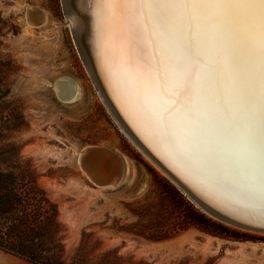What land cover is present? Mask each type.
I'll use <instances>...</instances> for the list:
<instances>
[{
  "label": "rangeland",
  "instance_id": "374dc122",
  "mask_svg": "<svg viewBox=\"0 0 264 264\" xmlns=\"http://www.w3.org/2000/svg\"><path fill=\"white\" fill-rule=\"evenodd\" d=\"M32 8L44 16L38 26L29 24ZM60 76L78 83L79 99L57 97ZM4 87L13 102L0 116V145L15 146L57 204L65 262L264 264V233L207 214L119 128L86 69L62 0H0ZM92 145L123 157L127 176L115 186L98 188L79 168V151ZM0 258V264H32L1 250Z\"/></svg>",
  "mask_w": 264,
  "mask_h": 264
},
{
  "label": "bare ground",
  "instance_id": "6f19581e",
  "mask_svg": "<svg viewBox=\"0 0 264 264\" xmlns=\"http://www.w3.org/2000/svg\"><path fill=\"white\" fill-rule=\"evenodd\" d=\"M62 2L94 86L129 140L136 141L163 175H172L171 182L181 185L205 207L264 230L259 148L250 167L239 147L245 115L239 103L238 75L245 68L254 70L255 63L242 60L238 69L226 61L228 52L243 58L241 37L232 31L235 22L204 18L191 21L199 62L193 65L185 61L187 97H173L177 103L161 122L153 115V94L145 91L150 87L146 73L159 65L163 75L167 56L179 54L187 19L178 17L171 33L165 35L151 20L123 19L120 13L125 6H101L96 0ZM102 7L106 9L103 14ZM32 9L28 11L29 24L38 26L44 16L37 8ZM55 91L64 102L80 97L78 83L68 76L56 80ZM115 157L118 163L106 164L103 158L98 162L99 167L114 171L109 172L114 182L98 188L119 183L124 160L118 153Z\"/></svg>",
  "mask_w": 264,
  "mask_h": 264
},
{
  "label": "snow or ice",
  "instance_id": "6c2138e0",
  "mask_svg": "<svg viewBox=\"0 0 264 264\" xmlns=\"http://www.w3.org/2000/svg\"><path fill=\"white\" fill-rule=\"evenodd\" d=\"M96 3L101 6H125L120 13L123 19L135 21L143 17L146 22L151 20L165 35L171 33L178 17L187 19L179 54L167 56V68L163 75L159 65L154 71L149 69L146 73L150 87L145 91L153 94V115L161 122L166 120L177 103L173 97H187L189 76L185 61H191L193 65L199 62L191 21L204 18L231 19L235 22L232 31L235 36L241 37L243 58L228 52L226 61L238 69L242 60L255 63L254 70L245 68L238 75L239 103L245 115L239 147L250 167L255 163L259 148L261 196L264 199V0H96ZM105 11L102 7V14Z\"/></svg>",
  "mask_w": 264,
  "mask_h": 264
},
{
  "label": "trees",
  "instance_id": "16d2710c",
  "mask_svg": "<svg viewBox=\"0 0 264 264\" xmlns=\"http://www.w3.org/2000/svg\"><path fill=\"white\" fill-rule=\"evenodd\" d=\"M8 93V88H0L3 117L13 102L6 100ZM14 112L12 108L8 115ZM39 178L40 174L21 158L15 146L0 145V250L32 264H81L63 259L64 245L59 236L63 225L58 206L40 185ZM207 232L221 234L212 228Z\"/></svg>",
  "mask_w": 264,
  "mask_h": 264
},
{
  "label": "water",
  "instance_id": "95a60500",
  "mask_svg": "<svg viewBox=\"0 0 264 264\" xmlns=\"http://www.w3.org/2000/svg\"><path fill=\"white\" fill-rule=\"evenodd\" d=\"M29 11V10H28ZM27 11V13H28ZM33 11V9L31 10V12ZM33 13V12H32ZM131 142L137 147V149L144 154V152L142 151V149H140V147L133 141L131 140ZM118 152L113 151L109 148H106L104 146H98V145H92L90 147H86L85 149H83L79 155V168L81 169V171L85 172V175L87 177V179L94 185V186H107L110 185L114 182V178L112 176V174H110L109 172H114L113 169L106 167H99L100 165H98L99 161H101V158H103L106 161V164L109 162V164L112 163H118V159L115 157L117 155ZM119 154V153H118ZM152 160V159H151ZM108 164V165H109ZM123 163H122V173H123ZM169 174V173H167ZM170 177L172 175H169ZM169 179H173V177H171ZM174 180V179H173ZM179 186L178 188L184 192L196 205H198L202 210H206L205 212L207 214H209L210 216L224 222L227 223L229 225L235 226L237 228H247L250 230H256V231H263V229H260L258 227H253L247 224H243L240 222H237L233 219L227 218L225 216L220 215L217 212L212 211L211 209H208L207 207H205L201 202H199L197 199H195L191 193L187 190H185L181 185H177Z\"/></svg>",
  "mask_w": 264,
  "mask_h": 264
},
{
  "label": "crops",
  "instance_id": "0c3cea01",
  "mask_svg": "<svg viewBox=\"0 0 264 264\" xmlns=\"http://www.w3.org/2000/svg\"><path fill=\"white\" fill-rule=\"evenodd\" d=\"M0 260H3V258H0Z\"/></svg>",
  "mask_w": 264,
  "mask_h": 264
}]
</instances>
